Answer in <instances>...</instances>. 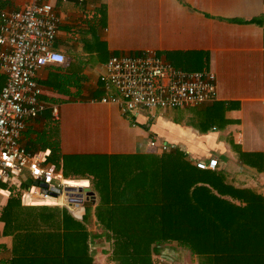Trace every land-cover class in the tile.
<instances>
[{
    "label": "crops",
    "instance_id": "1",
    "mask_svg": "<svg viewBox=\"0 0 264 264\" xmlns=\"http://www.w3.org/2000/svg\"><path fill=\"white\" fill-rule=\"evenodd\" d=\"M26 1L0 0V12L19 9ZM46 2L53 6L61 20L54 49L63 53L66 63L50 64L39 71L40 101L46 109L39 118L27 121L19 145L44 155L46 162L55 168L56 179L63 176L61 168L65 155L94 156L104 163L107 157L115 155L124 157L122 162L129 166L127 177H136L149 184L158 171L153 156L168 158L165 163L169 174L165 183L168 187L176 186L181 193H169L167 188L165 195L141 197L145 202H181L182 209L174 215L182 217L191 215L184 210L185 201L198 206L193 216H203L206 212L199 211V201L191 199L189 193L184 195L183 188L179 187L181 180L186 184L183 192L189 191L187 184L192 173L200 179L198 174L201 173L195 166L197 159L215 158L218 174L223 173L229 159H240L246 171L256 173L257 180L252 184L264 186L261 171L264 167V23L240 21L264 17V0ZM139 26L150 34L141 37L138 33L139 39L145 42L137 48L130 39V30L136 31ZM144 49L157 51L175 69L200 65L198 72L214 71L217 99L199 106L157 109L152 118L145 110L122 115L117 105L101 104L99 98L104 87L101 77L107 61L113 56L136 55ZM170 52L174 55L168 56ZM0 76L6 82V75L1 71ZM152 140L157 144L174 145V149L171 153H159L150 145ZM131 159L134 160L129 162ZM23 169L13 171L11 184L0 186V264H12L11 234L3 235L6 212L10 225L13 210L44 207L40 205L36 190L43 185L37 183L28 169ZM219 179L229 184L226 180L231 178L221 176ZM79 181L90 184L88 178ZM215 184L219 186L220 182ZM129 198L131 196L123 200ZM9 199H16V205ZM207 199L213 206L206 217L214 218L208 227L223 232L226 227L222 220L223 200L235 201V196L216 193ZM62 200L64 206L46 208H65L75 215L94 208V203L86 206L81 202L73 206L76 198L67 201L62 195ZM154 209L137 212L147 216H170L168 211ZM13 230V224L12 228H7V232ZM103 234L108 237L107 232ZM96 261L122 264L108 261L105 256H98ZM123 262L129 264L128 259ZM154 263L169 264L160 257Z\"/></svg>",
    "mask_w": 264,
    "mask_h": 264
},
{
    "label": "trees",
    "instance_id": "2",
    "mask_svg": "<svg viewBox=\"0 0 264 264\" xmlns=\"http://www.w3.org/2000/svg\"><path fill=\"white\" fill-rule=\"evenodd\" d=\"M240 21L263 24L264 17ZM199 68L200 65L186 66L182 71L195 72ZM4 85L5 79L0 76V93ZM63 159L64 177L90 181L94 208L75 215L65 208L18 205L21 209L11 212L10 225L6 212L3 235L11 234L12 264H99L98 256L122 264L125 259L129 264H155L158 257L169 264H187L186 252L191 253L198 264H264V186L252 184L257 180L256 173L246 171L240 159H229L220 174L217 169L196 168L201 173L198 174L200 179L192 173L187 184L189 191L183 192L186 184L180 180L182 193H189L191 199L199 201V211H206L203 216H193L198 206L185 201L184 210L191 215L184 217L174 215L182 209L181 202H145L141 197L165 195L167 188L169 193H181L176 186L168 187L165 183L169 174L165 163L168 158L153 156L158 171L149 184L127 177L129 166L122 162L124 157L112 155L105 163L94 156L75 154L65 155ZM261 171L264 173V167ZM221 176L230 177L226 180L229 184H223ZM1 185L5 184L0 182ZM216 193L235 196V201L223 200L222 220L226 226L223 232L210 229L208 226L213 224L214 218L206 217L213 206L207 198ZM128 196L131 198L123 200ZM9 200L16 205V199ZM154 207L168 211L170 216L137 212L155 210ZM12 224L14 230L7 232ZM103 232H107L108 237Z\"/></svg>",
    "mask_w": 264,
    "mask_h": 264
},
{
    "label": "built area",
    "instance_id": "3",
    "mask_svg": "<svg viewBox=\"0 0 264 264\" xmlns=\"http://www.w3.org/2000/svg\"><path fill=\"white\" fill-rule=\"evenodd\" d=\"M60 24V17L46 0H28L19 9L0 12V71L6 75L0 93V182L11 184L14 170L28 169L43 185L33 190L36 188L44 207L64 206L62 195L70 201V193L81 194V189L88 186L73 177L56 179V170L44 155L19 145L27 121L39 118L46 109L40 101L39 71L50 64L66 63L63 53L54 49ZM216 78L214 71L174 69L157 51L144 49L137 56H113L107 61L99 102L117 105L122 115L145 110L152 118L157 109L174 110L215 101ZM150 145L159 153L174 148L154 140ZM195 166L214 170L217 160L200 158ZM28 196L31 198L32 193Z\"/></svg>",
    "mask_w": 264,
    "mask_h": 264
},
{
    "label": "rangeland",
    "instance_id": "4",
    "mask_svg": "<svg viewBox=\"0 0 264 264\" xmlns=\"http://www.w3.org/2000/svg\"><path fill=\"white\" fill-rule=\"evenodd\" d=\"M67 2V1H66ZM68 3V2H67ZM73 4H75V3H73ZM78 5V4H77ZM131 32H132V36L130 37V39H132L133 41V43H135L136 44V47L137 48H139V46H143V44H144V42H145V40H140L139 39V36H138V33L139 34H141L140 36L142 37L143 35H147V36H149V34L150 33H148L147 31L145 32L144 31V29H142V26H139V29L138 30H136L135 31V29H131L130 30ZM140 53V51L136 54V55H126V56H130V57H132V56H137L138 54ZM174 55V53H172V52H170V53H168V56H173ZM175 69V68H174ZM177 70H180V69H177ZM74 178H76V177H74ZM80 180V179H79ZM90 185L89 186H86L84 189H81V194L83 195V203H84V199H85V193L86 192H91L90 190ZM84 191V192H83ZM197 192L199 193L200 191H199V189H197ZM90 202L93 204V202H92V200H91V196H90ZM218 225H221V223H218ZM186 259H185V262L187 263V264H198V262H197V259H195V257L193 258L192 256H191V253H189V252H186ZM201 260V259H200ZM101 261V260H100ZM99 263V262H98Z\"/></svg>",
    "mask_w": 264,
    "mask_h": 264
},
{
    "label": "water",
    "instance_id": "5",
    "mask_svg": "<svg viewBox=\"0 0 264 264\" xmlns=\"http://www.w3.org/2000/svg\"><path fill=\"white\" fill-rule=\"evenodd\" d=\"M84 192V191H83ZM74 194H71L70 193V201H72V199H74V198H79L78 200H76V202H75V204H73V203H71V204H73V206H78V204L79 203H81V202H83V200L81 199V197L83 196L82 194H79V193H75V192H73ZM90 196H91V192H86L85 193V201H84V204L86 205V206H89L90 205Z\"/></svg>",
    "mask_w": 264,
    "mask_h": 264
}]
</instances>
